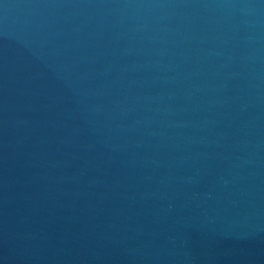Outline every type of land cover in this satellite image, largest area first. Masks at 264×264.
I'll return each instance as SVG.
<instances>
[{"label":"water","instance_id":"obj_1","mask_svg":"<svg viewBox=\"0 0 264 264\" xmlns=\"http://www.w3.org/2000/svg\"><path fill=\"white\" fill-rule=\"evenodd\" d=\"M0 264H264V0H0Z\"/></svg>","mask_w":264,"mask_h":264}]
</instances>
